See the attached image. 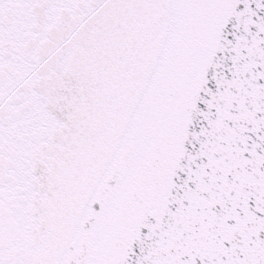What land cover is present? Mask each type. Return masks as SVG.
Here are the masks:
<instances>
[{
	"label": "snow or ice",
	"instance_id": "obj_1",
	"mask_svg": "<svg viewBox=\"0 0 264 264\" xmlns=\"http://www.w3.org/2000/svg\"><path fill=\"white\" fill-rule=\"evenodd\" d=\"M0 264H264V0H0Z\"/></svg>",
	"mask_w": 264,
	"mask_h": 264
}]
</instances>
